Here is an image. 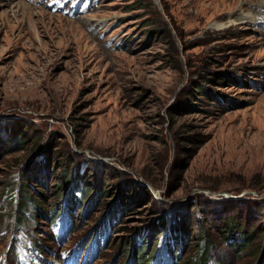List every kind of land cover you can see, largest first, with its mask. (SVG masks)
I'll return each mask as SVG.
<instances>
[{"label":"rangeland","instance_id":"1","mask_svg":"<svg viewBox=\"0 0 264 264\" xmlns=\"http://www.w3.org/2000/svg\"><path fill=\"white\" fill-rule=\"evenodd\" d=\"M200 257L264 264V0H0V264Z\"/></svg>","mask_w":264,"mask_h":264},{"label":"trees","instance_id":"2","mask_svg":"<svg viewBox=\"0 0 264 264\" xmlns=\"http://www.w3.org/2000/svg\"><path fill=\"white\" fill-rule=\"evenodd\" d=\"M24 191H27L25 190L24 188H22L21 190V197H26V195L24 194ZM85 198V194L81 195V198L80 200H84ZM22 199L20 198H17V201H16V204H21ZM226 228H225V231L224 233H227V234H230V236H240V238H242L243 240H247L248 239H252L253 238V235H254V231L250 230L247 228V226H245L243 224V222L241 221H235V220H231V221H228L227 222V225H225ZM163 225H158V226H155V227H152L153 229H149L147 233H160L161 229H163ZM172 231V235L174 236L173 238H171L172 240H178L180 241L181 243L186 240L187 236H186V229L184 228V226H180L179 228L175 227L174 230L171 229ZM203 254V253H202ZM198 264H202L203 262V258L200 257V259L198 260ZM195 263L197 264V261H195Z\"/></svg>","mask_w":264,"mask_h":264}]
</instances>
